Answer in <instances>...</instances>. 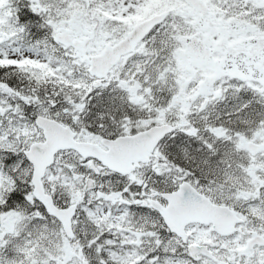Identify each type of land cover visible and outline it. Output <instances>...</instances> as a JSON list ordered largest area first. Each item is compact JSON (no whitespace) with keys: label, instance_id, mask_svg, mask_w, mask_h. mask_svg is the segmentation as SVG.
<instances>
[{"label":"snow or ice","instance_id":"snow-or-ice-1","mask_svg":"<svg viewBox=\"0 0 264 264\" xmlns=\"http://www.w3.org/2000/svg\"><path fill=\"white\" fill-rule=\"evenodd\" d=\"M0 264H264V0H0Z\"/></svg>","mask_w":264,"mask_h":264}]
</instances>
